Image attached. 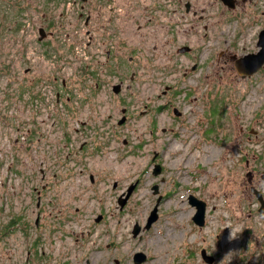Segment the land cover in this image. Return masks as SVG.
<instances>
[{
	"label": "rangeland",
	"instance_id": "rangeland-1",
	"mask_svg": "<svg viewBox=\"0 0 264 264\" xmlns=\"http://www.w3.org/2000/svg\"><path fill=\"white\" fill-rule=\"evenodd\" d=\"M28 1L0 0V264H264V211L246 175L256 173L252 185L264 196V71L242 78L231 60L247 53L248 36L218 25L213 0L199 19L182 8L172 14L168 0L140 10L126 0L103 35L101 25L66 34L54 28L68 4L47 0L54 25L39 41L41 14ZM73 13L65 22L80 25ZM113 27L123 29L114 37L121 46L107 41L106 60L96 39ZM182 45L190 50L177 52ZM119 54L114 92L106 68L117 72ZM78 56L90 78L76 69ZM27 97L29 114L16 108ZM156 158L163 168L153 175ZM44 167L57 176L43 181ZM158 195L157 218L144 229ZM189 195L205 202L202 226Z\"/></svg>",
	"mask_w": 264,
	"mask_h": 264
},
{
	"label": "flooded vegetation",
	"instance_id": "flooded-vegetation-1",
	"mask_svg": "<svg viewBox=\"0 0 264 264\" xmlns=\"http://www.w3.org/2000/svg\"><path fill=\"white\" fill-rule=\"evenodd\" d=\"M126 0H55L56 4L59 5L61 4L62 8L64 7L65 4H68L67 7H65V11L63 9H60V11L58 12V17L56 18V27L54 28L56 31L60 32L61 30H66L65 33L69 34L72 33L74 35L77 34H85L87 36H89L91 33H95L94 30L98 29V25H101L100 27V34L103 35L102 31L105 30V25L107 23H109V20L112 19V16L110 15V11L112 10H116V9H120L121 5L118 6V3L121 2V4H124ZM132 2H134L138 9L140 10L142 7H149L151 8V5L155 8L157 5L156 2H154V0H130ZM208 0H168V6H170V11L172 14L175 13V10L177 8H182L183 11V15L187 16V17H193V18H201L202 17V4L205 3ZM215 2V6H216V16H217V23L218 25H220L221 27H223L225 24H227L228 26L232 27V30L234 32H237L238 35H242L245 34L247 35V40L250 43V48L249 50H247V53H255L258 52L259 50H261L262 48H264V0H213ZM30 2H33V4H30ZM29 5L28 8H33L35 9V11H40L41 16L40 18V24H39V28H43L45 31V36L46 35H52V32L50 31L51 26L54 25V22L52 21L53 19H51L50 16H45V8H46V3L47 0H30L28 1ZM60 6V8H61ZM70 7V11H68ZM74 13L72 16H76L77 20H81L82 23L79 25L77 22H72V21H67L65 22V15L67 13L73 12ZM92 11L96 12V14L92 15ZM153 16H149L148 19H151ZM100 18L103 21V23H100ZM92 23V24H91ZM94 25V26H93ZM193 26L190 25L188 28H192ZM206 27V26H205ZM92 28L94 30H92ZM37 29V31H38ZM83 29V31H82ZM110 35L107 37L106 40L103 39H96L97 40V45L102 46L104 49V59L108 60L109 59V53H110V47L107 46V41L111 43V47H114L116 50H119L121 43H119L120 41H115V36H117V34L119 33H123V29H117L116 27H113V32H109ZM96 34V33H95ZM94 42V40L88 39V47L90 46V42ZM245 55V54H244ZM122 54L118 55V58L115 60V67L117 69V72L115 73L114 69L109 68L107 66L106 71L108 72L109 75H114L116 76V84H113V86L115 85H119V88L121 86L122 80L120 79V74L122 73V67H123V62H122ZM235 58V55H231V60ZM77 61H79L76 65V69H78L79 67L81 69H83V72L86 76H88L87 78H90L93 72L92 68L88 67V62L86 63H81V57H77L76 58ZM110 64V63H109ZM83 65V66H82ZM259 71H264V66L260 67L256 72ZM254 72V73H256ZM253 73V74H254ZM253 74L249 75V76H241L242 78H246V77H251ZM133 76H130V79ZM93 78V77H92ZM85 79V78H84ZM97 81L95 82L96 85H98L99 82V78H96ZM83 80V79H82ZM61 85H64L65 82L63 81V79H61L60 81ZM116 87V86H115ZM169 87V86H166ZM30 97H27L25 100H23V103L20 105L17 104L16 108L18 110L21 109H25L26 108V113H30L28 106H30V108L32 110H34V106L35 104H33L30 100ZM56 101H59V93L56 95L55 97ZM16 101H20V99H16ZM40 109V106H39ZM123 109L126 108H122L121 109V114H125L124 111H122ZM121 115V116H122ZM179 115V114H178ZM121 118V117H120ZM119 118V119H120ZM159 154H157L156 151H153V156L152 159H154L156 156L158 157ZM67 159V157H65V159H63L64 161ZM57 158L53 159V164L55 162H57ZM154 165H159L160 166V172L162 171V164L161 161H159L156 158V162L154 163ZM39 174H40V178L44 181L46 179V175H48L49 177L51 175H53L54 177L57 176L56 172H52V174H50L49 172H47L44 168H39ZM256 173L254 172L252 174V177L255 178ZM90 180H93L92 175H90ZM49 184V181L46 180L42 185L43 186H47ZM252 185V180L249 183V185ZM116 185V183H115ZM158 186V184H157ZM114 187V186H113ZM127 188V187H126ZM158 189V188H157ZM126 190V189H125ZM249 191L252 193V191L250 190L249 187ZM259 205L257 207V210L259 212H263L264 211V196L261 193V198L263 200V203H261L258 199V197L255 195ZM40 203V199L38 198L37 200V206H39ZM260 208H263V210H260Z\"/></svg>",
	"mask_w": 264,
	"mask_h": 264
},
{
	"label": "water",
	"instance_id": "water-1",
	"mask_svg": "<svg viewBox=\"0 0 264 264\" xmlns=\"http://www.w3.org/2000/svg\"><path fill=\"white\" fill-rule=\"evenodd\" d=\"M45 36V31L43 28H39L38 29V40L43 39V37ZM190 50L189 46L186 45H182L181 47H179L177 49V52L179 53H185L188 52ZM233 60V64L234 67L237 71V73L239 75L243 76H249L251 74H253L254 72H256L260 67L264 66V48H262L261 50H259L258 52L255 53H248L245 54L243 56L240 57H235ZM194 68V67H193ZM116 86V87H115ZM112 87V90L114 92H118L120 90L119 85H115ZM168 89V87H165V90ZM165 90L163 92H165ZM122 111L125 112V109H123ZM173 112L175 114H180V112L174 108ZM126 118V115L123 114L121 116L120 119H118L117 123L121 124L124 122ZM251 133L255 134L256 131L251 130ZM160 172V166L159 165H154L152 173L153 175H156ZM246 175L248 176V183L251 182L252 180V174L250 171H248L246 173ZM136 182L130 183L128 184L126 190H124L118 197V203L120 204V206H122L124 204V202L126 201V199L129 197V195L131 194L133 188L135 187ZM113 186H115V182L113 183ZM158 186L157 184L152 185V190H153V194H156L158 192ZM250 190L252 191V193L254 195H256L259 199V201L261 203H263V200L261 198V192L257 189H255L253 187V185L250 184ZM160 199V195H158L157 199H156V203L153 206V208L151 209L149 216L146 219L145 225H144V229H148L151 225V223L156 220L157 218V204L159 202ZM189 202L191 205H193L196 208V213L193 215L192 220L199 226H202L204 224V216H205V202L203 200L200 199H196L193 195H189L188 196ZM260 210H263V208H260ZM100 219V215L96 217V220ZM141 226L138 223H135L133 225V229H132V235L136 236L138 234V232L140 231ZM200 255L202 258H204L207 262H211L213 260V255L208 254L206 252V250L203 248L200 251ZM134 260L136 262H140L142 260L145 259V254L143 252H135L133 254Z\"/></svg>",
	"mask_w": 264,
	"mask_h": 264
},
{
	"label": "trees",
	"instance_id": "trees-1",
	"mask_svg": "<svg viewBox=\"0 0 264 264\" xmlns=\"http://www.w3.org/2000/svg\"><path fill=\"white\" fill-rule=\"evenodd\" d=\"M19 8H21V9H20L21 12H22V10L24 9V8L21 7V6H20ZM19 26H21V21H17V22H16L15 29L17 30V29L19 28ZM49 55H50V52H49Z\"/></svg>",
	"mask_w": 264,
	"mask_h": 264
}]
</instances>
